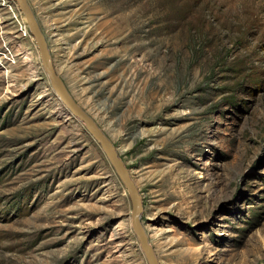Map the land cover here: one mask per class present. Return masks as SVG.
<instances>
[{"label":"rangeland","instance_id":"374dc122","mask_svg":"<svg viewBox=\"0 0 264 264\" xmlns=\"http://www.w3.org/2000/svg\"><path fill=\"white\" fill-rule=\"evenodd\" d=\"M27 1L158 263L264 264V0ZM131 212L0 0V264H149Z\"/></svg>","mask_w":264,"mask_h":264},{"label":"water","instance_id":"95a60500","mask_svg":"<svg viewBox=\"0 0 264 264\" xmlns=\"http://www.w3.org/2000/svg\"><path fill=\"white\" fill-rule=\"evenodd\" d=\"M15 1L19 5L21 12L24 14L27 26L31 32V35L36 41V44L40 51L43 68L47 73L49 80L51 81L54 91L56 92L57 96L62 101V103L66 106V108L71 112V114L81 120V122L86 126V130L102 147L110 163L115 169L117 175L119 176V178L125 185L127 191L129 192L132 203V227L137 235V238L141 244V248L147 258L148 263L159 264L155 256L154 250L149 243L145 229L142 225L140 216L141 203L139 202V195L131 177L128 174V171L125 169L121 159L117 156L115 148L111 144L109 138L97 125V123L75 102V100L71 97L67 87L65 86V83L57 74L53 62L51 60L47 40L28 1Z\"/></svg>","mask_w":264,"mask_h":264},{"label":"bare ground","instance_id":"6f19581e","mask_svg":"<svg viewBox=\"0 0 264 264\" xmlns=\"http://www.w3.org/2000/svg\"><path fill=\"white\" fill-rule=\"evenodd\" d=\"M116 151V150H115ZM116 153H117V151H116ZM117 156H118V154H117ZM139 202H140V200H139Z\"/></svg>","mask_w":264,"mask_h":264}]
</instances>
